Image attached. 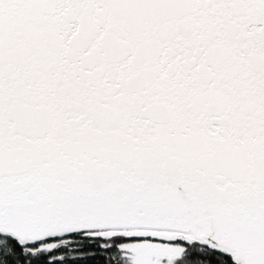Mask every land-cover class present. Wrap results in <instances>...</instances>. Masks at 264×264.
Masks as SVG:
<instances>
[{"label": "snow or ice", "instance_id": "obj_1", "mask_svg": "<svg viewBox=\"0 0 264 264\" xmlns=\"http://www.w3.org/2000/svg\"><path fill=\"white\" fill-rule=\"evenodd\" d=\"M0 264H264V0H0Z\"/></svg>", "mask_w": 264, "mask_h": 264}]
</instances>
